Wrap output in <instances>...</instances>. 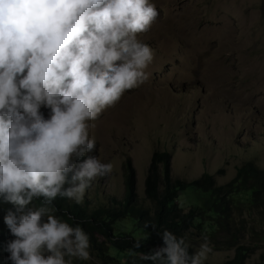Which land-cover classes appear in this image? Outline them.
Instances as JSON below:
<instances>
[{"label":"clouds","instance_id":"1","mask_svg":"<svg viewBox=\"0 0 264 264\" xmlns=\"http://www.w3.org/2000/svg\"><path fill=\"white\" fill-rule=\"evenodd\" d=\"M158 16L150 0H0V203L13 206L4 215L11 264L92 259L90 236L52 214L54 201L82 204L113 172L82 159L96 150L92 122L149 79L155 54L138 34ZM160 235L163 246L142 260L204 264L213 251L206 238L190 254L183 237Z\"/></svg>","mask_w":264,"mask_h":264},{"label":"rangeland","instance_id":"2","mask_svg":"<svg viewBox=\"0 0 264 264\" xmlns=\"http://www.w3.org/2000/svg\"><path fill=\"white\" fill-rule=\"evenodd\" d=\"M150 2L159 16L148 32L138 34L155 54L147 69L149 79L127 90L92 122L90 138H95L96 150L82 159L98 157L102 163H112L114 170L97 178L85 193L83 204L90 211L109 206L111 197H122L128 163L139 201L152 205L144 180L155 149L170 152V175L185 180L205 170L222 183L247 160L264 169V0ZM176 199L183 207L206 204L208 192L186 185ZM245 220L247 225L255 224L257 233L263 230L258 209L246 213ZM112 230L127 231L135 238L147 235L130 215L116 220ZM247 234L257 245L247 260L253 262L264 252V238L252 236L251 231ZM190 236L193 253L205 238L212 247L204 262L218 263L234 252L218 243L221 236L204 235L195 228ZM99 239L103 240L102 234ZM106 245L103 248L113 258L107 264H123L142 255L140 249ZM8 255L2 250L0 264H11ZM66 260L103 264L94 256L89 261Z\"/></svg>","mask_w":264,"mask_h":264},{"label":"trees","instance_id":"3","mask_svg":"<svg viewBox=\"0 0 264 264\" xmlns=\"http://www.w3.org/2000/svg\"><path fill=\"white\" fill-rule=\"evenodd\" d=\"M47 118L48 110L42 109ZM170 152L166 149L153 150L144 180V192L152 202L148 204L139 201L135 192V179L132 166L127 164L124 174V192L119 200L111 197L110 205H99L88 209L87 204H76L67 198L54 201L52 214H58L62 219H69L72 226L79 225L90 236L91 255L107 264L112 256L107 254L103 246H114L117 250H137L133 245L136 241L142 243V255L154 250V246H163L160 233L171 231L177 237H183L190 254L192 250V228L201 234L218 237V243L227 248H233L231 256L214 264H264V252L258 260L248 262V258L255 251V242L249 239L259 234L264 238V169L253 161H244L235 168L236 173L222 183H216L212 173L203 170L198 176L189 180L170 175ZM186 185L207 190L208 203H194L183 207L177 201V192ZM112 200V201H111ZM41 200H34V206H40ZM11 204L0 203V253L4 251L6 242L15 239L4 223V215ZM253 209L260 212L262 231L257 233L255 224L247 225L245 214ZM123 215L132 216L135 225L145 229V237L135 238L129 232L119 230L113 232V223ZM259 221V222H260ZM148 225L147 227H145ZM154 226V227H153ZM103 235V240L99 239ZM5 252V251H4ZM7 253V252H6ZM8 254V253H7ZM139 256L132 260L127 258L123 264H152L142 260ZM204 264H212L204 262Z\"/></svg>","mask_w":264,"mask_h":264}]
</instances>
